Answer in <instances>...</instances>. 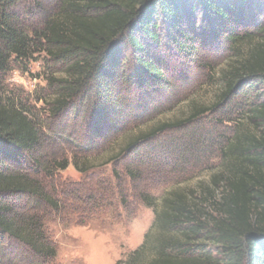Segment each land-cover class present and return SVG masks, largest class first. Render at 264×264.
I'll return each instance as SVG.
<instances>
[{"label": "trees", "instance_id": "trees-1", "mask_svg": "<svg viewBox=\"0 0 264 264\" xmlns=\"http://www.w3.org/2000/svg\"><path fill=\"white\" fill-rule=\"evenodd\" d=\"M20 1L0 0V252L6 238L45 262L55 250L41 219L15 210L12 202L26 195L33 204L53 205L30 166L26 169L28 155L41 141V123L25 101L3 88L11 63L43 54L58 68L62 76L50 79L56 85L51 100L37 99L49 105L50 114L69 108L74 99H91L93 109L115 107L118 84L131 78L120 70L121 37L138 54L135 81L159 83L163 74L146 58L144 43H157L158 31L165 29L180 52L192 54L184 15L196 10L226 24L224 6L231 0H58L55 11L35 26L17 12ZM250 23L251 28L225 36L229 57L217 78L215 105L237 97L249 101L240 106L238 129L219 150L220 171L194 187L175 186L159 199L141 194L153 212L152 224L141 244L116 264H264V18ZM178 126L164 122L141 132L116 156ZM67 165L62 162L58 169Z\"/></svg>", "mask_w": 264, "mask_h": 264}, {"label": "rangeland", "instance_id": "rangeland-1", "mask_svg": "<svg viewBox=\"0 0 264 264\" xmlns=\"http://www.w3.org/2000/svg\"><path fill=\"white\" fill-rule=\"evenodd\" d=\"M57 2L22 0L16 10L35 26L55 11ZM224 7L226 24L196 10L184 15L192 54L180 52L165 29L158 31L157 43H144L145 57L163 74L159 83L135 81L138 54L121 37L120 70L131 78L118 84L115 107L93 109L91 99H74L69 108L50 114L49 105L37 99L51 100L56 85L50 79L62 76L58 68L43 54L21 65L11 63L3 88L25 101L41 123V141L28 155L26 169H34L29 171L53 205L33 204L26 195L12 202L15 210L39 216L55 255L42 262L28 247L5 238L0 264H116L141 244L152 224L153 212L141 194L159 199L175 186L194 187L220 171L219 150L238 129L240 106L249 101L237 97L215 105L217 78L229 57L225 36L264 18V0H231ZM209 107L204 115L187 119ZM164 122L180 126L116 156L137 134ZM62 162L68 164L64 170L58 169Z\"/></svg>", "mask_w": 264, "mask_h": 264}]
</instances>
